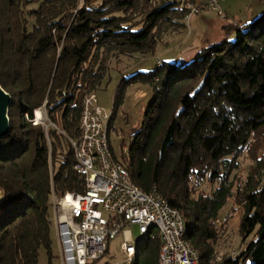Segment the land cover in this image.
Here are the masks:
<instances>
[{
    "label": "trees",
    "instance_id": "obj_1",
    "mask_svg": "<svg viewBox=\"0 0 264 264\" xmlns=\"http://www.w3.org/2000/svg\"><path fill=\"white\" fill-rule=\"evenodd\" d=\"M85 1L79 10L78 0H0V80L13 98L11 133L0 148V264H39L40 250L50 251L54 197L83 190L74 151L54 127L48 129L50 147L32 166L46 179L40 187L27 179L26 155L46 133L42 125L23 124L25 115L34 116L46 103L51 122L78 136L84 97L105 82L106 56H155L158 34L184 19V5L197 0ZM222 29L223 40L186 65L163 62L153 72L123 77L109 127L124 84L146 80L154 96L121 164L140 188L156 189L183 211L198 264H215L219 232L212 220L222 195L195 200L194 186L225 180L221 166L264 143V12ZM253 181L241 198L246 214L240 233L251 240L234 261L222 264H264V183ZM161 247L160 233L152 231L135 264H160ZM109 252L92 264L111 263Z\"/></svg>",
    "mask_w": 264,
    "mask_h": 264
},
{
    "label": "built area",
    "instance_id": "obj_2",
    "mask_svg": "<svg viewBox=\"0 0 264 264\" xmlns=\"http://www.w3.org/2000/svg\"><path fill=\"white\" fill-rule=\"evenodd\" d=\"M224 1L197 0L185 4L186 24L204 14L224 17ZM78 2L79 10L83 9L86 1ZM37 111L46 115L43 121L38 120ZM112 118L113 112L100 107L96 92H88L84 97L79 134L75 137L50 121L46 103L34 116L25 115L26 122L42 125L47 137L52 126L68 139L74 151L73 169L83 184L82 191L66 192L54 201L60 264L95 263L107 254L110 241L118 237L124 239L120 245L123 260L109 264H135L152 231L161 235L160 264H198L199 253L187 239L183 211L173 207L156 189L146 192L140 188L116 158L110 142ZM123 152L128 154L129 149L124 148ZM214 225L219 228L221 222ZM131 227L139 228V237H133ZM235 258L233 255L230 259Z\"/></svg>",
    "mask_w": 264,
    "mask_h": 264
},
{
    "label": "rangeland",
    "instance_id": "obj_3",
    "mask_svg": "<svg viewBox=\"0 0 264 264\" xmlns=\"http://www.w3.org/2000/svg\"><path fill=\"white\" fill-rule=\"evenodd\" d=\"M97 1L89 0V3L94 4ZM31 8L32 6L28 9ZM222 8L226 12L224 17L204 14L194 17L190 25L186 24L185 19L180 18L167 23L163 31L158 34L159 45L155 56L135 54L134 57L115 58L112 54L107 55L102 67L107 71L105 82L96 90L100 107L110 113L115 111L116 95L123 77L129 79L138 74L153 72L163 62L177 66L190 63L199 50L223 40L222 26L226 22L239 20L248 22L259 17L264 12V0H225L222 3ZM234 38L235 36L231 39L234 40ZM153 96L152 86L143 78L135 83H125L123 86L110 131V142L120 163H123L124 155H128L124 154L123 149H129L132 135L142 125L146 108L151 103ZM44 117L46 118V115ZM24 123H26L25 120H23ZM61 131L64 130L61 129ZM154 136L157 139L160 135ZM47 146L50 147L47 135H41L26 155L28 163L25 168L26 177L27 179L32 177L35 180L34 185L37 187H40L46 179V174L42 169L32 172V166L40 155L45 153ZM252 150L257 152L242 151L236 157L234 164L230 166V163H225L220 167L221 172L227 174L225 180L219 179L214 184L203 182L194 186L192 199L195 200H213L218 195H222L217 204L218 213L212 220L213 225L217 221L221 222V227H216L219 238L215 243V264H222L233 255L237 257L251 240V237H243L240 233L242 220L246 214V206L241 198L251 178L254 180L253 185H256L257 181L258 186L264 183V143ZM145 155L144 163L149 164L152 154L147 152ZM49 175L52 176L51 168ZM56 199L59 198L53 200V207ZM39 201L41 202V199ZM129 230L134 238L140 236L138 227H131ZM50 240V251L46 248L40 250L39 264H60V249L54 218ZM123 241V237L110 241L108 260L111 262L123 260L120 247Z\"/></svg>",
    "mask_w": 264,
    "mask_h": 264
},
{
    "label": "water",
    "instance_id": "obj_4",
    "mask_svg": "<svg viewBox=\"0 0 264 264\" xmlns=\"http://www.w3.org/2000/svg\"><path fill=\"white\" fill-rule=\"evenodd\" d=\"M13 103L12 96L3 88L0 80V148L3 140L11 133L10 108ZM5 203V196L0 191V207Z\"/></svg>",
    "mask_w": 264,
    "mask_h": 264
},
{
    "label": "bare ground",
    "instance_id": "obj_5",
    "mask_svg": "<svg viewBox=\"0 0 264 264\" xmlns=\"http://www.w3.org/2000/svg\"><path fill=\"white\" fill-rule=\"evenodd\" d=\"M37 117H38V120H39V121L42 120V119H44V118H43L44 115H43V113H42L41 111H37Z\"/></svg>",
    "mask_w": 264,
    "mask_h": 264
},
{
    "label": "crops",
    "instance_id": "obj_6",
    "mask_svg": "<svg viewBox=\"0 0 264 264\" xmlns=\"http://www.w3.org/2000/svg\"><path fill=\"white\" fill-rule=\"evenodd\" d=\"M262 1V0H261ZM225 12V11H224ZM225 15H226V12H225Z\"/></svg>",
    "mask_w": 264,
    "mask_h": 264
}]
</instances>
